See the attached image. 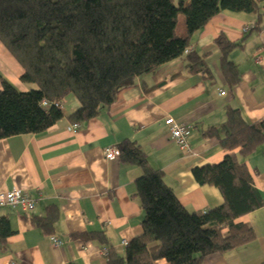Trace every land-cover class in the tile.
Here are the masks:
<instances>
[{"label": "crops", "instance_id": "0c3cea01", "mask_svg": "<svg viewBox=\"0 0 264 264\" xmlns=\"http://www.w3.org/2000/svg\"><path fill=\"white\" fill-rule=\"evenodd\" d=\"M221 33L241 42L227 56L239 73L231 91L219 68L221 51L215 39ZM176 34H185L182 16ZM188 48L207 54L212 81L184 73L178 58L119 88L113 103L78 124L76 133L69 130L74 123L67 117L78 102L67 96L62 100L63 118L46 131L0 140V192L19 188L35 200L34 211L27 214L19 208H0L12 231L0 242V264H107V247L123 255L124 242L142 231L143 211L133 195L143 172L119 157L106 159L104 150L119 148L126 140L139 146L187 211L223 204L220 191L196 183L192 170L218 164L228 153L217 138L204 135L225 121L227 106L239 110L248 123L264 118V9L260 15L220 11L191 35ZM22 74V67L0 43V89L2 80L21 92L35 89V84L20 80ZM143 85L152 89L145 92ZM168 117L190 126V152L171 140L165 124ZM239 160L263 199L261 207L237 219L252 227L254 239L205 256L199 264H264V144ZM33 218L49 219L47 228L34 225ZM87 233L102 234L107 246L96 239L74 237ZM155 264L169 263L161 259Z\"/></svg>", "mask_w": 264, "mask_h": 264}, {"label": "trees", "instance_id": "16d2710c", "mask_svg": "<svg viewBox=\"0 0 264 264\" xmlns=\"http://www.w3.org/2000/svg\"><path fill=\"white\" fill-rule=\"evenodd\" d=\"M262 3L264 0H0V43L22 67L20 80L36 85L21 92L2 80L0 140L46 131L64 116L53 103L67 96L78 102L67 119L82 124L108 108L119 88L178 58L184 73L212 81L207 54L188 48L191 35L220 11L260 15ZM179 16L184 19L183 36L176 34ZM215 43L221 51L219 68L231 91L239 82V73L227 56L241 42H232L221 33ZM143 86L145 92L152 89ZM43 100L49 104L43 106ZM225 115L223 123L208 128L204 135L217 138L228 153L218 164L192 170L196 183L220 191L223 204L213 209L187 211L135 142L126 140L119 145V159L143 172L133 195L143 211L142 231L125 245L123 255L107 247V264H155L161 259L169 264H199L205 256L239 248L254 239L252 227L237 219L261 207L263 199L239 157L264 144V118L248 123L232 106L225 108ZM47 221L33 218L41 229L47 228ZM11 234L7 218L0 216V242ZM74 237L96 239L107 246L99 233Z\"/></svg>", "mask_w": 264, "mask_h": 264}, {"label": "built area", "instance_id": "2783aa9c", "mask_svg": "<svg viewBox=\"0 0 264 264\" xmlns=\"http://www.w3.org/2000/svg\"><path fill=\"white\" fill-rule=\"evenodd\" d=\"M248 28L245 27L244 31ZM223 94V92H222ZM49 102L42 101L43 106H47ZM55 107L62 108V101H55L53 103ZM165 124L169 127L171 133V140L181 149L186 152H190L188 149L187 137L190 134V126L177 123L172 117H168ZM69 130L76 133L78 130V124H73L69 127ZM106 159L113 160L120 155V150L117 147H108L104 150ZM19 208L24 213H31L35 209V200L19 188H12L9 191L0 192V208ZM55 245H59V241L53 239ZM127 242H124L126 245ZM107 254V250L104 251Z\"/></svg>", "mask_w": 264, "mask_h": 264}]
</instances>
